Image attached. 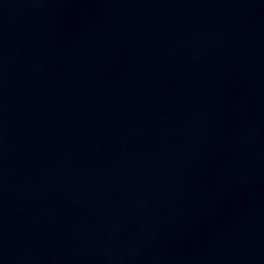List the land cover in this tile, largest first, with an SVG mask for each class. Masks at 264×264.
<instances>
[{"label": "water", "instance_id": "water-1", "mask_svg": "<svg viewBox=\"0 0 264 264\" xmlns=\"http://www.w3.org/2000/svg\"><path fill=\"white\" fill-rule=\"evenodd\" d=\"M0 264H264V0H0Z\"/></svg>", "mask_w": 264, "mask_h": 264}]
</instances>
